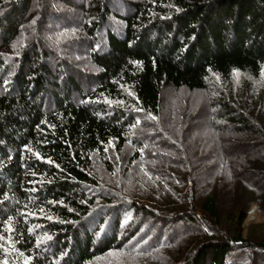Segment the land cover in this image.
<instances>
[{
	"label": "trees",
	"instance_id": "16d2710c",
	"mask_svg": "<svg viewBox=\"0 0 264 264\" xmlns=\"http://www.w3.org/2000/svg\"><path fill=\"white\" fill-rule=\"evenodd\" d=\"M255 205L264 0H0V264H264Z\"/></svg>",
	"mask_w": 264,
	"mask_h": 264
},
{
	"label": "rangeland",
	"instance_id": "374dc122",
	"mask_svg": "<svg viewBox=\"0 0 264 264\" xmlns=\"http://www.w3.org/2000/svg\"><path fill=\"white\" fill-rule=\"evenodd\" d=\"M54 28H58V29H53V30H56V31H59L60 30V28L58 27V26H55ZM55 35V34H54ZM54 35H52V37L50 38L48 35H43V37L47 40V42H48V45L49 46H52V43H54V41L56 42V40L57 39H60L61 38V35L59 36V37H57V34H56V36H54ZM72 60V59H71ZM76 63V65L72 62V66L77 70V71H80V70H83V71H87V72H93V71H91V69H87L86 70V66L85 65H87L86 64V60H84V62L83 63H80V64H78L79 62H77V61H75ZM71 64V63H70ZM78 68V69H77ZM65 70H67L68 71V73L70 74V72H69V70L67 69V67H66V69ZM81 72V71H80ZM80 78H83V77H80ZM79 78V79H80ZM81 81H84V82H87V80L86 79H83V80H81ZM88 84V83H87ZM86 87V86H85ZM184 95L185 94H181V98H183L184 97ZM180 97V96H179ZM204 124V123H203ZM261 223H264V214H262L260 211H259V209H258V207H257V205H255V206H253L252 208H251V210H250V213H249V215H248V218H247V220H246V222L244 223V226H243V235L245 236V237H248L249 238V236H248V234H249V227L250 226H252V225H255V224H261ZM259 233V232H258ZM259 235H260V233H259Z\"/></svg>",
	"mask_w": 264,
	"mask_h": 264
},
{
	"label": "snow or ice",
	"instance_id": "6c2138e0",
	"mask_svg": "<svg viewBox=\"0 0 264 264\" xmlns=\"http://www.w3.org/2000/svg\"><path fill=\"white\" fill-rule=\"evenodd\" d=\"M153 119H155V117H153Z\"/></svg>",
	"mask_w": 264,
	"mask_h": 264
}]
</instances>
